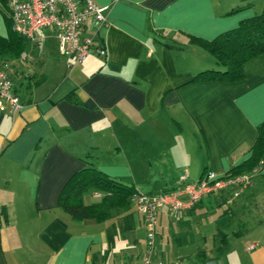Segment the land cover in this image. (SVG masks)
Returning <instances> with one entry per match:
<instances>
[{
    "label": "crops",
    "instance_id": "obj_1",
    "mask_svg": "<svg viewBox=\"0 0 264 264\" xmlns=\"http://www.w3.org/2000/svg\"><path fill=\"white\" fill-rule=\"evenodd\" d=\"M91 1L106 23L97 29L88 19L82 36L103 57L90 50L68 69L47 38L0 66L23 105L14 117L0 111V264H141L146 232L134 204L103 223L75 222L57 205L69 177L94 166L139 193L170 191L181 175L193 183L244 162L264 122V55L242 66L238 83H190L218 68L190 40L235 29L264 12V0ZM259 171L236 199L228 189L183 211L161 209L154 260L264 264ZM100 198L90 194L86 203ZM231 207L248 223L241 233L203 224L209 210Z\"/></svg>",
    "mask_w": 264,
    "mask_h": 264
},
{
    "label": "built area",
    "instance_id": "obj_2",
    "mask_svg": "<svg viewBox=\"0 0 264 264\" xmlns=\"http://www.w3.org/2000/svg\"><path fill=\"white\" fill-rule=\"evenodd\" d=\"M6 11L11 19L13 32L25 38L31 47L41 48L45 39L52 38L57 51L66 59L70 69L82 63L93 50L98 57L104 56V50L95 46L92 37H83L82 32L88 19H92L98 29L106 23L104 8L95 6L91 0H4ZM39 32L45 34L40 35ZM21 57L25 58V54ZM8 74L0 70V111L11 116L19 114L23 108L19 97L13 92ZM264 162L251 173L224 178L212 171L193 183L187 182V175H181L174 189L157 194L135 192L130 202L142 215L146 232L145 251L141 264H162L154 260L156 220L158 212L166 208L169 212L189 209L204 197L231 189V198L236 199L253 186V178L258 175ZM249 244L247 250L254 249ZM179 264V263H174Z\"/></svg>",
    "mask_w": 264,
    "mask_h": 264
},
{
    "label": "trees",
    "instance_id": "obj_3",
    "mask_svg": "<svg viewBox=\"0 0 264 264\" xmlns=\"http://www.w3.org/2000/svg\"><path fill=\"white\" fill-rule=\"evenodd\" d=\"M0 8L7 29L6 36L0 35L1 66L4 62L18 60L28 42L11 29V19L4 0H0ZM190 41L210 53L218 66L217 69L198 73L190 83L208 81L238 83L243 77L242 66L253 58L264 55V12L239 22L235 29L220 34L212 41L193 38ZM257 133L256 141L249 149V156L244 162L231 167L223 175L224 178L251 173L264 162V122L258 125ZM84 161L89 164L87 158ZM135 192L138 191H135L131 184L111 179L94 166H88L69 177L60 191L57 205L75 222L103 223L126 212L131 206L130 201ZM93 193H100V200L86 203V198Z\"/></svg>",
    "mask_w": 264,
    "mask_h": 264
},
{
    "label": "rangeland",
    "instance_id": "obj_4",
    "mask_svg": "<svg viewBox=\"0 0 264 264\" xmlns=\"http://www.w3.org/2000/svg\"><path fill=\"white\" fill-rule=\"evenodd\" d=\"M3 13L0 8V35L6 36L7 35V29L5 25V18L2 16ZM256 203L257 204H264V191H261L259 188L256 191ZM227 208V206H226ZM261 208H264V206H261ZM219 209L215 210H209L206 214V221H204L203 224L207 223H215L216 228L218 226V229L221 230V232H224L226 234L231 232H240L243 229V224H248L245 222V220L242 219V215H240L239 207H231L232 212H229L225 214L222 210L221 213L218 211ZM220 214V215H219ZM219 216V217H218ZM262 217L261 219L264 220V213L259 215ZM245 225V227H246Z\"/></svg>",
    "mask_w": 264,
    "mask_h": 264
}]
</instances>
